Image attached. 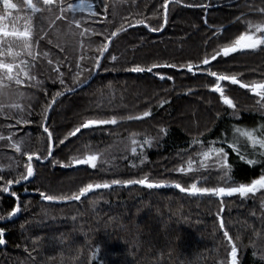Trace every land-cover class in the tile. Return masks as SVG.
<instances>
[{
    "label": "trees",
    "instance_id": "16d2710c",
    "mask_svg": "<svg viewBox=\"0 0 264 264\" xmlns=\"http://www.w3.org/2000/svg\"><path fill=\"white\" fill-rule=\"evenodd\" d=\"M13 1L21 7L13 11L5 24L11 27L13 17L29 15L33 51L39 55L35 61L21 57L32 65L33 80L21 85L14 81L0 82V137H4L0 139V176L4 179L19 175L27 162L26 157L11 147L12 143L23 141L22 151L47 156V134L40 125L46 121L43 113L52 102L53 93L62 90L58 81L53 83L57 79L53 69L58 67L65 84L72 86L80 57L86 58L81 61L83 65H90L112 31L121 27L125 31L113 40L106 54L108 59H103L102 64L108 70L101 68L87 86L60 98L47 122L49 131L59 139H64L87 118L115 115L117 125L82 129L77 136H68L63 144L57 140L54 154L46 162L33 160L34 179L12 188L21 205L18 218L6 223L0 221V226L6 229V243L0 247V264H218L226 256L218 216L234 239L240 237L242 264H264L260 259L264 252L261 219L264 190L246 198L238 195L215 198L190 196L170 186L174 182L185 187L193 182L201 186H223L216 169L186 174L173 169L186 166L189 156L198 150L195 145L187 147L192 137L218 142L225 130L233 126L259 127L264 115L254 102L256 97L238 85L222 82L238 106L239 118L235 119L224 112L225 106L218 102V94L208 90L213 78L203 73L193 76L160 69L174 76L173 81H160L154 74L122 70L135 63H198L214 48L248 30L249 22L264 23V12L260 11L264 9V0L171 2L168 23L158 32H151L143 25L128 28V22L143 19L149 27L158 26L163 0H104L108 5L106 14L101 0H85L83 11L77 7L75 11L65 12L68 19L75 17L85 22L80 29L69 25L67 19H56L60 15L57 5L61 0L36 13L23 8V0ZM33 2L39 6L38 0ZM79 2L62 0L65 6ZM193 2L211 6L206 10L185 6ZM88 4H92L91 10ZM97 11L101 13L100 22L93 23L91 13ZM0 14H3L2 5ZM204 18L208 20L207 26ZM17 26L22 28L23 19ZM85 26L95 32L80 36ZM214 31L217 35H213ZM111 55L117 56L115 62L111 61ZM212 70L235 74L244 82L264 79V45L218 58L212 62ZM161 100L166 101L162 106ZM149 108L153 115L143 121L120 119ZM18 119L31 123L17 124ZM161 127L166 129V134L159 133ZM157 135L161 137L158 143L145 146L146 158L141 164L139 149L135 156L130 151L131 139L142 141ZM182 150H187L183 159L177 155ZM88 154L98 155L96 169L83 165L61 167V163L68 164L72 158ZM230 162L238 182H247L259 174V165L249 166L231 152ZM133 163L136 168L131 167ZM145 173L154 180L166 181L169 186L147 189L139 185H115L74 202L52 203L42 201L39 196L40 191L70 193L87 183L139 178ZM15 203L10 195L0 193V215L7 216ZM251 241H255V247Z\"/></svg>",
    "mask_w": 264,
    "mask_h": 264
},
{
    "label": "snow or ice",
    "instance_id": "6c2138e0",
    "mask_svg": "<svg viewBox=\"0 0 264 264\" xmlns=\"http://www.w3.org/2000/svg\"><path fill=\"white\" fill-rule=\"evenodd\" d=\"M38 3H34L33 0H23L22 7L30 10L32 13L40 12L43 8H50V6L57 5V0H38ZM170 2L180 3V0H163L162 9V19L158 22V26L149 27L143 19H136L134 23L128 22V28H133L137 25H143L148 28L151 32L162 31L168 23L169 17V4ZM103 10L106 14L108 5L101 0ZM0 5H2L3 14H0V82L3 80L14 81L16 85H21L25 81H31L35 77L31 74L29 61L27 59H21L22 56L30 57L32 61H35L36 56L39 53L33 51V30L32 21L29 15L23 17L17 15L13 17V24L9 27L5 24V20L12 17L14 10L19 9L17 3L13 0H0ZM59 7L60 15L56 17L57 20H65L69 25H75L77 29L81 28L82 23H85L81 19H76L72 17L68 19L65 16L66 11H75L78 7L81 11L85 8V0H80L78 5L68 3L66 6L62 3L57 5ZM187 7H200L207 9L210 4L202 3H189L185 5ZM88 9H92V4L87 5ZM264 12V9H260ZM99 11L92 12L91 16L94 18L93 23L100 22ZM23 19V26L18 27V22ZM239 21V17L236 18ZM54 23V21H53ZM204 24L208 25V20L204 18ZM51 27V24H49ZM93 31L85 26L83 31L79 34L84 36L85 33ZM125 31L123 27L112 31L111 34L106 38V42L102 44L98 49V55L92 58L90 65H83L81 61L86 58L82 55L76 63V75L73 78L72 86L65 84L63 73L57 67L53 69L57 73V79L53 81L56 83L58 81L61 86V91H57L52 95V102L47 104V107L43 113V117L46 120L48 115V109L53 108V104L57 102L59 97L64 96L68 92H72L76 87L82 85L89 77L93 75L94 72L103 68L105 71L108 69L102 64V58L107 60L108 56L105 54L109 52V43L112 41L113 37H117L118 32ZM213 35H217L214 31ZM222 38V37H218ZM264 45V23L252 24L248 23V30L241 31L239 34L235 35L234 39L230 42L224 43L222 46H218L213 49L212 53L205 54L198 63L193 62H153L148 65H141L140 63H135L132 66L125 67L122 70L136 73V74H154L160 81H173L174 76L171 74L164 73L160 69H173L176 72H186L195 76L197 72L205 74L207 77L213 78L209 82L208 90L211 93L218 94V102L221 103L224 108V112L235 119L239 118V110L236 103H234L233 98L226 93L225 86L222 82H228L230 85H238L240 89H247L254 97H258L256 104L261 110V114L264 115V79L254 80L252 82H244L242 79H238L235 74H225L224 72L212 70V62L217 61L218 58L229 57L233 53H238L245 50H256ZM47 55V54H45ZM111 61L115 62L117 60L116 55L110 56ZM51 64V61H49ZM83 75V79L80 77ZM166 101L161 100L159 102L162 106ZM13 107H19V105H13ZM231 110V111H229ZM153 112L151 108L142 111L140 114L135 116L121 117L120 119L127 120H137L143 121L145 118L152 117ZM21 122L28 124L31 123L30 120L23 119L17 120V124ZM118 119L115 115L111 118H87L83 119L77 126H75L64 139H59V137L54 138L53 131H49V127L44 126L43 121L41 122V127L43 132L47 134V156L37 155L35 152L28 150H23V141H16L11 144V147L15 149L17 153H20L23 157H26L27 162L24 164V170L14 178L4 179L0 176V193L10 195L17 202L10 211H8L7 216L0 215V221L5 219L15 217L21 211V205L19 203V198L16 191H13V185H19L24 181H28L29 178L34 177V166L33 159L38 162L41 159L47 160L48 157L53 156V148L56 141L59 144H63L64 140L68 136L75 137L78 133L83 130H95L105 125H117ZM230 132V134H229ZM159 133L166 134V129L161 127ZM133 137L136 135L132 134ZM203 135V133H200ZM160 135L155 137H146L142 141H138L135 138L131 139L130 151L135 156L139 149V159L140 163L143 164L145 160L144 148L145 146L152 147L154 142L158 143L160 140ZM4 139V137H0ZM11 140V137H9ZM193 145L198 146V150L194 152V156H189L186 161V166L182 165L173 169L175 172L186 174L197 172L201 169L208 171L210 169H216L220 178L222 180L223 186H198L197 183L193 182L189 186H182L180 182L172 183V187L178 189L181 193H187L191 196H208L215 198H225L233 197L238 195L241 198H246L250 194L253 196L262 190H264V122H262L259 127H248L236 125L230 128V130H225V134L218 138L217 141L205 142L197 137H192L188 143V148H192ZM230 150V151H229ZM230 152L234 153L241 161L249 166L259 165L260 171L257 176L251 178L247 182H238L233 173V165L230 162ZM177 155L181 156V159L187 155V150L178 151ZM98 155L88 154L81 157L72 158L68 164L61 163V167H75V166H88L91 169L97 168ZM132 168H136L135 163L131 164ZM142 171V170H141ZM206 181L208 177H203ZM113 185H139L147 189L162 188L169 186L164 180H154L147 173L141 175L139 178H127V179H111L110 181H105L102 183H87L82 187H79L76 191H71L70 193L62 194H47L45 191H40L39 196L42 201L60 203V202H74L80 201L82 197L86 194L92 192L95 189H109ZM261 207L264 208V202L261 203ZM220 211H223V202L221 201ZM219 229L222 231V236L225 244L226 256L224 259L220 260L218 264H242L239 259V252L243 247L242 242H240V237L237 236L235 239L229 234V231L225 229V224L223 220L218 216ZM264 221V217L261 218ZM5 227L0 226V245L6 243L5 240ZM260 235V233H254ZM255 247V241H251ZM99 251V249H97ZM256 255V252H253ZM260 259L264 261V252H262Z\"/></svg>",
    "mask_w": 264,
    "mask_h": 264
},
{
    "label": "water",
    "instance_id": "95a60500",
    "mask_svg": "<svg viewBox=\"0 0 264 264\" xmlns=\"http://www.w3.org/2000/svg\"><path fill=\"white\" fill-rule=\"evenodd\" d=\"M171 3V2H170ZM209 8V7H208ZM165 28V27H164ZM164 30V29H163ZM122 32H124V31H121V32H118V34H117V36L119 35V34H121ZM116 37H113L112 38V41H108V43H109V49H110V47H111V44H112V42H113V40L115 39ZM107 54V53H106ZM105 54V55H106ZM102 62H103V58H102ZM99 72V70L98 71H96V72H94V74L92 75V77L88 80V81H86L84 84H82V85H80L79 87H77L74 91H72V92H68V93H66L65 95H67V94H71V93H74V92H76V91H78V90H80L81 88H83V87H85V86H87L94 78H95V76L97 75V73ZM64 95V96H65ZM63 97V96H62ZM62 97H59L58 99H57V102H58V100L60 99V98H62ZM57 102H55L54 104H53V107L55 106V104L57 103ZM53 109V108H52ZM52 109H49L48 110V115H47V119H46V121H45V123H44V126H47V122H48V119H49V116H50V113H51V110ZM53 150H54V148H53ZM50 157H48V159H49ZM34 159H35V157H34ZM33 159V160H34ZM47 159V160H48ZM47 160H40L41 162H46ZM33 166H34V164H33ZM34 177H35V170H34ZM34 177L33 178H29V180L28 181H24V182H22L21 184H19V185H13V187L14 186H21V185H24V184H26V183H28L29 181H31V180H33L34 179ZM172 185V184H171ZM170 185V186H171ZM197 185L198 186H201L200 185V183L199 182H197ZM113 186H115V185H113ZM112 186V187H113ZM172 187V186H171ZM98 190H102V189H95V190H93L92 192H90V193H88V194H86V196L87 195H89V194H91V193H94V192H96V191H98ZM189 195V194H188ZM191 196V195H190ZM197 196H199V195H197ZM17 202V201H16ZM19 214H20V212L15 216V217H12V218H8V219H5L4 221H1V223H6V222H9V221H12V220H14V219H16V218H18V216H19ZM4 245H0V247H3Z\"/></svg>",
    "mask_w": 264,
    "mask_h": 264
},
{
    "label": "rangeland",
    "instance_id": "374dc122",
    "mask_svg": "<svg viewBox=\"0 0 264 264\" xmlns=\"http://www.w3.org/2000/svg\"><path fill=\"white\" fill-rule=\"evenodd\" d=\"M13 2H14V1H13ZM257 99H259V98H258V97H256V98H255V100H254L255 104H256V101H257ZM256 105H257V104H256Z\"/></svg>",
    "mask_w": 264,
    "mask_h": 264
}]
</instances>
